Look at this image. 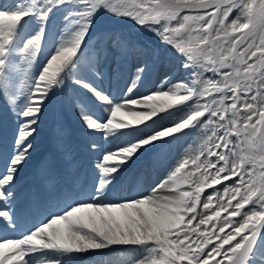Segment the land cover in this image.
<instances>
[{
    "label": "snow or ice",
    "instance_id": "1",
    "mask_svg": "<svg viewBox=\"0 0 264 264\" xmlns=\"http://www.w3.org/2000/svg\"><path fill=\"white\" fill-rule=\"evenodd\" d=\"M60 8L64 27L52 32ZM104 18L131 23L155 42L144 47L121 29L93 35ZM133 59L123 88L106 93L103 67L108 78L124 79ZM173 59L184 77L173 82L166 72L155 90L137 95ZM69 85L65 102L81 124L91 175L66 145L63 180L55 160L39 166L50 201L21 195L16 175L40 117ZM0 100L18 121L0 171V229L15 233L31 221L19 238L0 235V264H34L36 253L47 264H72L114 246L142 257L135 264H264V0L0 4ZM101 134L122 144L105 149ZM190 134L193 143L203 134L195 148L185 146ZM141 160L165 173L150 191L141 188L144 173L131 171Z\"/></svg>",
    "mask_w": 264,
    "mask_h": 264
},
{
    "label": "bare ground",
    "instance_id": "2",
    "mask_svg": "<svg viewBox=\"0 0 264 264\" xmlns=\"http://www.w3.org/2000/svg\"><path fill=\"white\" fill-rule=\"evenodd\" d=\"M12 2H13V0H0V4H5V5H9ZM25 2H27V0H25ZM64 11H65V9H63V8H61L59 12H58V9H57L55 11V13H54V14L57 13L56 20H54V21L57 22V18H61L63 16V14H64ZM51 25H53V22L51 23ZM111 25H113V23L112 24L110 23V25L108 27H111ZM115 25L118 27L116 29H121V30H123V32H125V31L127 32V30L129 29V27L123 26V24H121V22H118ZM63 27H64V24H63ZM53 28L50 27V30L52 32H56L59 29L58 26L57 27L53 26ZM106 28H102L101 30L97 29L92 34L96 35L97 33L102 32V30L106 29ZM126 35L128 36V33ZM142 37H143V35H140V33H139L138 41H140L142 39ZM19 41L21 42V40H19ZM154 42H155V40H148V43H147L148 45L147 46H150V45L154 44ZM134 64H135V59L129 61L130 69H129L128 72L127 71L125 72V70H122L123 71V75L124 74L126 75L125 82H126V79H128V77L130 76V71L134 69V67H133ZM35 67H36V62H34L33 69L30 70V73L35 71ZM166 72H169V73L173 74V76H174L173 82H175V80H177V79H182L184 77V75H185L183 70L180 69L179 60L173 59L172 61H170L166 65H162L160 67H157L155 70H153L152 74L149 77L146 78V80H148V81L144 84L143 87L140 88V90L137 93V95L142 94V93L148 91L149 89L155 90V88L159 84V81L163 78V75ZM15 78L19 79L21 77H20L19 74H17ZM105 80H106V78L103 80V82H102L103 84H104ZM110 82H111V78H110ZM72 91H73L72 86L69 85L68 88L64 92H61V97H62V101H63L64 105L68 109V112H69V115H70L71 119L74 121V120H76L77 115H76L74 109L72 107H70L65 102L66 96L71 95ZM113 92H116V91H113ZM59 120H61V117H59ZM164 122H168V121L167 120H157L156 125L153 126V125L149 124V128L150 129L153 128V127L158 128ZM13 136L14 135H11L9 137L10 141H11V139H13ZM189 136H191V134ZM38 138H39V135H36L34 137V140H33L34 147H33L32 151H31L32 153H34L35 149H37V151H38L42 147L44 148L46 146V145H41L42 144L41 143L42 139L41 140H37ZM98 140H99V138H98ZM120 144H122L121 140H120ZM198 144H199L198 141H196L195 143H193V141H192L191 144H185V146H188V145L198 146ZM104 145L106 146L105 149H110L112 146H115V142L108 141V143H105ZM62 147L63 146L61 144V148ZM143 163H144V160H141L139 165L142 166ZM151 170H152L151 164L147 163V165L145 167V171H144V178H143V180L141 182V188H144V189L148 188L149 189V187H148L149 185L152 186V184H154V182L158 181L159 178H163V176L165 175V173L163 171L159 170V169H157L156 171H153V170L151 171ZM0 171H3V169L1 168ZM151 172H152V174L149 175ZM154 174H155V177H154ZM122 190H125V189H122ZM166 193H168V192L167 191L159 192L158 195H166ZM126 195H128V191L126 192ZM102 251L105 253V251H107V250H102ZM40 256L41 255H38V256L35 255L34 259H39ZM141 258L142 257H140L139 255L134 254L133 252H131L129 250H126V249L110 250L109 253H107V256L102 257V258H97V261L94 264H135V262L137 260L141 259ZM79 262L82 263L81 261H79Z\"/></svg>",
    "mask_w": 264,
    "mask_h": 264
},
{
    "label": "rangeland",
    "instance_id": "3",
    "mask_svg": "<svg viewBox=\"0 0 264 264\" xmlns=\"http://www.w3.org/2000/svg\"><path fill=\"white\" fill-rule=\"evenodd\" d=\"M61 9V8H60ZM60 9H58V12L60 11ZM56 15H57V13L56 14H54L53 15V17H52V20H51V22H50V24L53 22V25H51V28H53V26H55V27H59V29L61 28H63V21H62V19L61 18H57V22L56 21H54V20H56ZM110 23L112 24L113 23V25H111V27H108L109 25H110ZM116 23H118L116 20H114V19H111V18H104V19H98L97 21H96V23L93 25V31L95 30V29H102V28H106V29H103L102 30V32H104V31H110V30H112V29H116V28H118L115 24ZM121 24H123V26H126V27H129V29L127 30V32L125 31L124 33L125 34H127L128 33V37H131V38H133L132 40L133 41H138V32H139V29L138 28H136V27H134L131 23H128V22H121ZM31 27L32 26H30V28H29V33H30V31H31ZM54 29V28H53ZM21 31V38H18L17 39V41H16V43H17V45H20L21 44V42L19 41V40H21V39H23V35L25 34V29H21L20 30ZM142 32V31H141ZM142 34L145 36V38H143L142 39V41L143 42H145V40L147 39V40H153V39H155L154 37H152L150 34H148V33H145V32H142ZM138 63V62H137ZM134 71V70H133ZM56 98H57V100L59 101L58 102V105H57V107H56V110H55V114L57 113H59V114H61V112L64 114V115H66V122L65 123H63V126H64V128H66L67 126H68V124H69V122H70V120H69V117H68V113H67V109L66 108H64V105H63V103H62V99H61V97H60V93L59 92H57L56 93ZM54 96V97H55ZM54 99L55 98H53V101H52V104L54 103ZM52 110H51V105H47L46 106V108H45V110H44V112H43V114L41 115V117H40V120H39V123H40V127L42 126V124H44L45 122H47L48 121V118H46V115L49 113V112H51ZM8 112V114H10V120H11V123H12V120L14 119V120H16L15 119V117L9 112V111H7ZM180 114H182V113H178V115H177V118L179 117V115ZM166 120V119H165ZM77 121H78V123L80 124V122H79V120H78V118H77ZM168 121V120H167ZM17 123H18V121H17ZM169 123V121L168 122H164V123H162V124H168ZM60 125H62V123L60 122ZM46 126H44V128H45ZM16 126H14V127H10L9 126V130L10 131H14V130H16ZM159 128V127H158ZM157 128V129H158ZM203 139V134H201V136H200V139L199 140H197L198 141V143L200 142V140H202ZM184 143L185 144H191L192 143V136H188L187 138H185V141H184ZM117 145H120V142H118L117 144H116V146ZM195 147H197V146H192V148H195ZM115 148V147H114ZM113 148V149H114ZM227 183V182H226ZM218 187V186H217ZM185 190H187V189H185ZM221 191H222V189H220ZM207 191H211V190H207ZM168 194V193H167Z\"/></svg>",
    "mask_w": 264,
    "mask_h": 264
}]
</instances>
